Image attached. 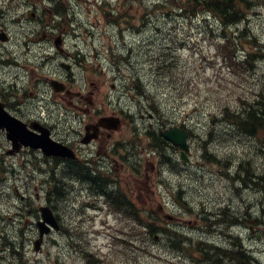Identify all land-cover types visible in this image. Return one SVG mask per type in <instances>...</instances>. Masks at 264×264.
Wrapping results in <instances>:
<instances>
[{
	"label": "rangeland",
	"instance_id": "1",
	"mask_svg": "<svg viewBox=\"0 0 264 264\" xmlns=\"http://www.w3.org/2000/svg\"><path fill=\"white\" fill-rule=\"evenodd\" d=\"M156 3H161V0H62L61 8L71 11L66 20L53 17V22L63 29L57 34L63 35L64 47L69 55L60 51L59 58L73 65L75 78L70 80L73 86L77 89L92 87L95 106L100 104L105 114L116 112L125 117L121 129L115 133L117 138H131L135 127L152 129L155 123L158 128L185 124L193 131L195 137L189 153L191 163L184 164L183 161L180 170H171L165 163L153 170L152 165L156 164V160L160 163L162 157L157 154L154 158L145 149L149 148L150 140L144 133L138 134L137 138L140 145L137 159L142 162L141 166H137L140 172L131 175L127 166L120 160L116 161L122 189L131 196L141 212L145 211L150 221H153L151 214L156 217L154 224L158 232L147 236L141 222L146 217L142 215L140 220H124L122 215L108 210L103 201L98 202L95 210L83 206L84 201L92 199L87 198L88 192L84 189L73 185L69 201L61 202L67 211H71L64 212L69 235L61 232L54 235L58 243L48 240L41 253L35 252V237L30 234L27 238L26 235L28 264H87V261L97 258L105 264H195L196 258L204 255L202 249H207L206 246L200 248L198 241L228 244L226 228L214 231L207 228L209 221L205 218L208 219L213 211L230 206L237 213H250L252 218L264 219V195L253 189L247 191L230 177L237 169L234 165L249 155L254 164L264 166V153L258 149V140L238 135L222 120L221 114V108L226 104L234 109L240 108L236 96H253L258 90L256 84L264 81V60L258 62L254 72L245 68L234 69L224 61V55H229V51L233 54L238 51L240 61L254 51L255 45L250 43L251 35L264 46V3L251 11L248 23L232 26L227 31L213 18L190 20L178 12L167 15L165 9L169 7L168 2L165 9L155 14ZM153 7L154 12L151 10ZM115 11L122 13L119 19L122 28L112 17L105 18V12L115 14ZM146 11L149 16H145ZM40 17L49 22V14L40 10L34 22H22L23 31L10 33L17 37H14L16 42L9 45V50L12 48L17 52L18 42L25 44L24 35L26 41L36 40L37 34L43 36L38 29L34 30V27H43L37 24ZM145 19L148 21L145 22ZM225 35L228 40H225ZM228 42L234 43L235 47ZM32 44L29 48H20L21 54L28 52L27 70H33L32 67L44 53V47ZM157 62L164 66L163 70L155 71L153 66ZM53 67L58 75H67L66 69L56 62ZM25 73L43 82L41 69L31 75ZM0 74L13 81L16 67L0 69ZM88 78L102 85L100 91L93 89ZM112 83L115 84L113 88ZM138 87L145 92L143 95L139 94ZM31 100L36 107L47 106V114L54 109L51 101L44 102L35 97ZM77 113L84 115L83 112ZM71 121L75 128L81 127L77 117L71 116L69 123ZM206 142L210 146L207 147L208 153L216 155L220 162L204 156L202 144ZM7 147L9 144L0 131V154L4 153L9 165L5 166L3 162V168L7 169L0 176V210L7 216L4 224L15 220L18 228L28 224L30 227L27 199L33 201L35 208L46 202L52 164L49 166V162L38 152L23 151L7 156ZM102 152L103 149L99 153ZM99 157L96 155L95 159ZM37 194L40 199L35 196ZM19 207H25V218L20 222ZM169 214L177 216V224L174 223L178 227L176 229L192 238L182 251L178 241H169L162 230L167 227L168 221H172L168 220ZM257 227L260 239L243 226L234 227L231 232L242 239L248 249L254 250L264 264V222ZM156 235L158 239H155ZM83 250L86 252L84 256Z\"/></svg>",
	"mask_w": 264,
	"mask_h": 264
},
{
	"label": "flooded vegetation",
	"instance_id": "2",
	"mask_svg": "<svg viewBox=\"0 0 264 264\" xmlns=\"http://www.w3.org/2000/svg\"><path fill=\"white\" fill-rule=\"evenodd\" d=\"M40 10H43L44 13H48L52 11L51 3L48 2L47 0H0V33L4 32L7 34V39L6 41H1V46H0V64L3 66L8 65V44L12 41L14 37H17L15 34L11 35V32H17V31H23V25L22 22L26 21H35L38 15V12ZM49 22H44L41 17L37 21V24H42L43 29L42 30H50V31H56V24L52 23V19L48 18ZM42 28L41 26L39 27H34L35 29ZM27 30V29H26ZM32 30V29H29ZM48 45L46 47L48 48L52 43H54V39L52 38L51 34L47 36ZM15 42V41H13ZM21 44L18 43V46ZM53 57H47L44 67H46V71L48 74H51L53 71L55 73V69L53 67V62H52ZM8 67H5L6 69ZM57 72V71H56ZM51 80L52 77H45L44 81L45 84L44 86H47L50 90L51 88ZM62 81V80H61ZM65 86H64V91L61 92H55L53 94L54 97L52 98V101L55 103L56 107L55 109H52L50 114H45L43 115L41 112H37L36 109H32V101L29 98L30 97H35L40 95L42 98L46 99V94H47V89L44 88L39 81H22V84L20 87H18L17 83L13 84H8L5 85L3 83L2 79H0V101L7 107L8 110H10L12 113L15 115L19 116L21 119H23L27 124L29 125H36L40 126L41 124L48 126L51 131L55 130V124L57 121H61V117H63V120L65 122H68V113H64V116H62L60 111L66 110L67 108L65 105H62L63 101L66 105L69 106H75L79 109H83V102H91L94 103V100L91 99V96L93 97V90H90L87 88V93L83 94L81 91H73L71 87H69V81L67 79L63 80ZM93 84V81L91 82ZM95 88L99 89L100 86L97 85ZM53 90V89H52ZM51 96V93L49 94ZM59 96V99H58ZM50 101L51 99L48 98ZM47 101V99H46ZM76 102V104L74 103ZM47 107V106H45ZM59 110V111H57ZM85 111L88 112V117L87 119L85 118L84 121V128H87V126L91 127L92 125H95L97 123V118L95 119V116L99 113V111L94 110V109H89V108H84ZM59 112V113H58ZM101 112V110H100ZM54 122V123H53ZM97 132V131H96ZM112 133L106 129L99 128L98 129V137L96 140H93L91 143L87 146L86 149H80L82 144L80 143V139L78 142V146L75 143L71 145L79 154V160L73 161V160H68L66 162L67 166L71 171L77 170L78 172L81 170H84L85 172L88 171L89 167L96 168L98 167L100 170L106 171V172H113L117 170L116 164H117V159L113 158V160L108 159L107 157H102L101 159H94V157H91L90 155V150L92 148H97L98 153L99 150L103 148V142H106V150L105 154L108 157H114L116 156H122L121 151V141H118V139L114 134L111 135ZM55 136V135H54ZM56 137V136H55ZM112 138V139H111ZM58 140H61L65 142L66 139L63 137L57 136ZM111 140V141H110ZM110 141V143H109ZM68 143V142H67ZM126 150H130L129 154L132 157L135 152L134 147L131 148H126ZM133 151V152H132ZM120 160V159H118ZM62 163V161H59ZM121 162V160H120ZM58 163L55 160V164ZM58 164L57 166H59ZM128 165L129 168H134L137 170L138 162L137 159H130L128 160ZM152 168H155V165H152ZM93 173H96L95 171ZM58 216V212H55ZM59 218V217H58ZM3 230L0 229V233H2ZM2 241H5L6 238H1ZM0 256L2 258H7L8 256V243H1L0 245ZM0 262H2L0 260ZM4 264V263H1Z\"/></svg>",
	"mask_w": 264,
	"mask_h": 264
},
{
	"label": "trees",
	"instance_id": "3",
	"mask_svg": "<svg viewBox=\"0 0 264 264\" xmlns=\"http://www.w3.org/2000/svg\"><path fill=\"white\" fill-rule=\"evenodd\" d=\"M167 2L169 3V7L165 9L167 15H173L175 12H178L179 15L190 20L197 16L208 17L212 15L224 28H227L232 25L246 22L251 9L258 5H262L264 0H167L161 4L157 3L155 5L156 9L159 11L165 8V3ZM224 37L225 40H228L226 35ZM251 42L256 45L255 38H252ZM228 43H231V45L235 47L234 43ZM234 50H236V48ZM263 59L264 48L250 51L241 61L238 60L236 55L232 52H229V55H224V60L232 66L234 64V68H245L250 72H254L256 64ZM153 67L155 71H160L164 68L159 62ZM256 86L258 90L253 96L244 94L239 97L241 102V107L239 109L231 111L229 107L225 106L222 109V114L224 115V120L232 124L235 131L259 139L262 144L261 146L259 143L260 148L264 150V81H260ZM258 170L259 167L254 164L252 156H249L247 160L242 161L239 165L237 177H240V180L245 184H254L264 188V174L260 173ZM240 174H243V176ZM120 208L123 212H126L128 217L133 219L140 220L142 215L146 217L145 221L141 222L147 236L154 235L158 232V228L154 224L155 222L150 221L145 211L141 212V209L134 205L124 194L121 195ZM162 230L164 233H167L171 240H177L179 244L186 243L179 233L168 231V229L165 228H162ZM183 240L185 242H183ZM197 244L201 247L206 246L216 249L212 244L201 242ZM223 250L224 249L219 247L216 249V252H214V250L203 249L205 253L204 259H201L202 261L204 260L203 264H214L216 260H219L218 256H222V254L219 255V252ZM228 252L229 251H224L225 255H227ZM240 261L241 263L239 264H252L251 261L248 262L246 259H240Z\"/></svg>",
	"mask_w": 264,
	"mask_h": 264
},
{
	"label": "water",
	"instance_id": "4",
	"mask_svg": "<svg viewBox=\"0 0 264 264\" xmlns=\"http://www.w3.org/2000/svg\"><path fill=\"white\" fill-rule=\"evenodd\" d=\"M0 126L1 127H7L9 130V137L13 138L15 141V144H19V141L26 145H32L36 148H42L46 154H61V155H71L72 153L68 148H63L64 146L59 145L58 143L54 142L50 138H48L47 134H42L41 136H32L29 134H26L24 129V125L19 122L15 118H11L6 112H4L3 108L0 107ZM5 114V115H3ZM119 118L115 117H103L100 121L102 125H105L109 128H117L119 125ZM162 135L167 138L168 140H171L175 144L181 145L185 150L189 148V145L187 143V138L189 136L188 132L182 129H179L177 127H173L170 129H166L162 131ZM182 156L184 159H186L185 151H182ZM43 217L44 221L40 222L42 233L48 230L47 227H45V224L53 223L54 219L52 216V212L49 208L45 207L43 208ZM40 241L36 242V247L39 248Z\"/></svg>",
	"mask_w": 264,
	"mask_h": 264
}]
</instances>
